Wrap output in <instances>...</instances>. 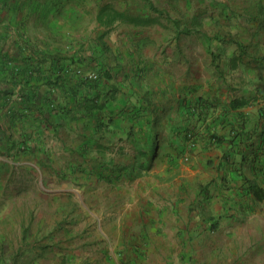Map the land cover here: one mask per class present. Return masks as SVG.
<instances>
[{
    "label": "crops",
    "instance_id": "1",
    "mask_svg": "<svg viewBox=\"0 0 264 264\" xmlns=\"http://www.w3.org/2000/svg\"><path fill=\"white\" fill-rule=\"evenodd\" d=\"M94 5L90 16L67 0H0V248L19 246L3 236L14 230L3 226L13 207L3 199L8 181L23 180L11 171L28 168L25 183L50 186L51 200L71 185L109 192L113 206L101 198L94 209L115 217L102 229L104 250L117 247L107 263L126 247V219L150 201L201 222L172 225L192 233L172 235V248L205 249L204 257L178 250L159 263L264 264V0ZM105 6L122 16L101 21ZM135 241L146 242L142 234Z\"/></svg>",
    "mask_w": 264,
    "mask_h": 264
},
{
    "label": "rangeland",
    "instance_id": "2",
    "mask_svg": "<svg viewBox=\"0 0 264 264\" xmlns=\"http://www.w3.org/2000/svg\"><path fill=\"white\" fill-rule=\"evenodd\" d=\"M94 1L96 5L99 3V0H67V3L77 2L78 5L82 4L87 14L94 16V9H96ZM102 1L106 2L107 0H101V3ZM66 7H68V5ZM110 8L109 11H111ZM106 15L107 11L105 13V16ZM2 159L3 166L10 170L11 153H4ZM28 160H30V158H28ZM51 172L59 174L54 171ZM81 173L82 172L78 173L77 178H82ZM85 173L88 174V179L92 175L90 171H85ZM67 174L73 175L75 173H68L66 171L63 172L62 176H66ZM8 175L9 173L7 172L4 176L6 177ZM10 175L13 177L21 176L23 180L18 181L16 184L8 181L5 185L9 190L5 192L3 202L7 205L13 203V207L9 212L10 216L8 215L6 216L7 218H4L3 226L6 229L14 224V230H5L6 232L4 231L3 236L9 243H15V245L17 244L19 246L18 248H12L8 244V247L0 248V264H31L32 262H36V264H111L107 263V261L111 262V258L116 257L115 251L113 252L112 249L117 247L112 246L104 250L107 244L103 245L102 241L107 240L109 247L110 244L107 235L102 233V229H104V231L107 230V226L114 223L115 217L109 215L101 216L94 210L99 206L98 204H101V198L107 201V204H104L108 207L113 206V200L111 199V203L109 192L99 197L96 190L90 191L86 189L87 191H85V188L81 186V184L85 182L82 178V181L79 182L81 187H77L78 185H71L72 189L68 191L71 193L56 196L60 199L53 197L51 200V194L48 192L57 194V191H48L47 189L50 186L45 184V188L42 190L37 182L33 185L25 183L28 176H30L28 168L20 169L19 173L14 169L11 171ZM106 187L109 186L106 185ZM21 188L29 189V191L35 193V196L29 198L27 194L22 193ZM7 194L16 197V201L14 199L7 201ZM99 199L101 200L100 202L98 201ZM32 205L35 207L33 215L27 216L28 206L31 207ZM143 207L141 215H136V211H133L131 216L126 219V224L130 226L125 232L127 244L126 247L118 248L116 253L118 258L117 264H127L126 261H129L130 264L131 260L135 261V259L136 264H161L158 261L160 256L166 255L168 258H172V255L178 250L180 251V255H183V258L186 259L187 257L205 256V249L202 247L193 248L185 242L184 246L181 248H172L171 242L168 241L169 239L171 240L172 235H175L176 240L178 238H184L186 240L191 239L192 233L183 229L176 232L174 227L171 226L176 223H179V225L188 223L196 227L197 223H201L199 220L196 221L195 217L184 216L183 213L173 212L170 209H166L165 206L157 208L158 206L155 202H145ZM178 208L182 209V205L179 203ZM162 209L168 210L167 215H162ZM14 221L19 224L18 230L16 229L17 224ZM28 221L29 228L20 231V224ZM161 224L163 226H161ZM156 225H159V230L153 228V226ZM165 226L168 229L165 230ZM144 227L146 228L143 229ZM141 234L144 235V239L146 240L142 245L138 241H135ZM157 239H160V242L155 241ZM163 239L167 241L164 242ZM220 240L221 238L216 235L210 243L214 246L215 243H220ZM28 241L34 243L33 246L35 247L34 250L36 254L32 248L28 247ZM210 251V254H214L218 252L219 249L211 247ZM191 252H193V254H191ZM106 256L108 259L105 262H100V259L104 260L103 258ZM141 256H146V258L151 257V260L144 259L141 261ZM167 264H172V262L169 260Z\"/></svg>",
    "mask_w": 264,
    "mask_h": 264
},
{
    "label": "trees",
    "instance_id": "3",
    "mask_svg": "<svg viewBox=\"0 0 264 264\" xmlns=\"http://www.w3.org/2000/svg\"><path fill=\"white\" fill-rule=\"evenodd\" d=\"M109 8L110 7L105 6L99 12V18L101 19V21L103 20V17H105L106 19H108L109 22H112L113 20L117 19L119 16H122L123 13L119 12L117 9L110 8V10L112 11L111 12V11H109ZM106 11H107V15L105 16ZM187 136H188V133H187ZM255 194L257 196H259L260 198L263 197V195H261L259 193V189L258 188H255Z\"/></svg>",
    "mask_w": 264,
    "mask_h": 264
},
{
    "label": "built area",
    "instance_id": "4",
    "mask_svg": "<svg viewBox=\"0 0 264 264\" xmlns=\"http://www.w3.org/2000/svg\"><path fill=\"white\" fill-rule=\"evenodd\" d=\"M81 75H83L82 72H79ZM83 77L86 79V80H95L99 77V74L97 72H87L83 75Z\"/></svg>",
    "mask_w": 264,
    "mask_h": 264
}]
</instances>
